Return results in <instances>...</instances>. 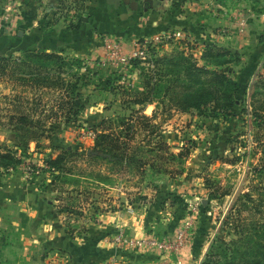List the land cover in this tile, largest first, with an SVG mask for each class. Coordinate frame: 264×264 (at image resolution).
Instances as JSON below:
<instances>
[{
  "label": "rangeland",
  "instance_id": "1",
  "mask_svg": "<svg viewBox=\"0 0 264 264\" xmlns=\"http://www.w3.org/2000/svg\"><path fill=\"white\" fill-rule=\"evenodd\" d=\"M183 1L0 0V146L14 148L20 126L16 118L22 115L42 134L28 142V156L21 163L0 166L3 244H36L39 264H48L49 251L81 255L75 241L107 243L123 230L166 248L113 246L118 252L149 256L120 258L119 264H201L213 239L235 238L232 224L242 202L238 196L264 185V71L241 65L237 48L223 45L215 35L223 28L220 19L227 21L225 35H245V16L264 15V0H195L201 10L178 24L172 14ZM163 13L171 16L166 20ZM196 24H211L214 36L207 33L213 40L204 41L206 33L200 36ZM175 29L182 31L181 38L156 40ZM110 36L120 38L126 51L134 42H144L147 59H132L119 68L102 65L103 40ZM75 42H80L81 53L62 48ZM204 45L214 46L218 55L203 58ZM44 53L60 59L54 62ZM186 64L233 80L232 105L220 81L209 73L188 76ZM146 94L150 102L134 103ZM192 99L203 103L194 108ZM120 118L136 122V142L151 136V142L133 143L139 147L136 156L147 162L143 170L128 162L112 168L107 160L88 158L95 134ZM64 150L74 155L63 171L46 164ZM211 182L230 193L211 195ZM114 210H119L122 227L110 230ZM18 213L16 230L11 218ZM180 231L183 242L175 250ZM59 256L50 259L73 264ZM104 263L109 264L108 258ZM0 264L11 263L6 259Z\"/></svg>",
  "mask_w": 264,
  "mask_h": 264
},
{
  "label": "trees",
  "instance_id": "2",
  "mask_svg": "<svg viewBox=\"0 0 264 264\" xmlns=\"http://www.w3.org/2000/svg\"><path fill=\"white\" fill-rule=\"evenodd\" d=\"M215 50L214 46L204 45V52L201 56L207 58L208 56H213L212 54L218 55L219 52L213 53ZM42 56L47 59L51 58L54 62L60 59L59 56L52 53H44ZM184 73L188 76H200L202 73L212 74V78L216 82L220 81L222 83L225 94H227L229 106L232 105V96L237 88L236 83L227 78L223 73L218 71L206 72L204 69L190 64H186ZM202 83L200 80L199 84L201 85ZM134 99L135 104L151 101V98L147 94L145 96L138 95ZM202 103L200 100L192 99L190 105L198 109ZM141 117L144 120L148 119L146 116ZM16 119L20 126L17 128L14 148L11 150L2 149L0 146V166L3 167L15 166L21 163L22 158L28 156V142L30 140H37L38 137L42 136L41 133L31 129L33 127V120L27 116L22 115ZM135 124V121L126 118H120L118 121H108V128L95 134L93 147L90 154H88V158L91 160H107L112 168L128 162L136 166L138 170H143L147 162L136 156L135 152L138 151L139 147H133V143L145 144L151 142V136L144 135L142 139L136 142L135 139L138 131ZM113 125L117 126L119 130H116ZM147 126L149 128L146 131L153 134L152 126ZM159 143L162 144L160 140ZM130 150H132V153H129ZM73 155L72 151L64 150L55 158L45 161L46 164L56 166L59 171H63L65 162ZM179 155L181 156L182 153H179ZM170 156L174 157L173 154H170ZM96 175L103 180L111 179L109 174L97 173ZM210 188V194L215 197H224L230 193L229 189L224 188L217 182H211ZM252 192L258 196V199L253 197ZM238 200H242V202L240 203V207L236 209V220L232 218L233 235L235 238L230 241L220 238L213 239L205 254L207 260L201 262V264H264V185L258 187L252 186L250 191L241 193L238 196ZM243 211L250 213L248 217L241 216ZM230 215L233 217V214Z\"/></svg>",
  "mask_w": 264,
  "mask_h": 264
},
{
  "label": "crops",
  "instance_id": "3",
  "mask_svg": "<svg viewBox=\"0 0 264 264\" xmlns=\"http://www.w3.org/2000/svg\"><path fill=\"white\" fill-rule=\"evenodd\" d=\"M183 5L181 7V10L174 12L172 15L176 18V21L178 24H183V18L186 17L190 20L191 16L196 15L198 11L201 10L200 7H203L202 5H199L198 2L195 0H185L183 1ZM188 3V4H187ZM188 5V6H187ZM188 7V8H187ZM198 14V13H197ZM164 19L167 20L168 17L171 15L169 13H163L161 15ZM208 19H205L207 22ZM160 21L153 20L152 24L158 25ZM244 23L246 24L247 28V33L245 35H239V36H227L224 33V28L227 25V21L225 19H220V25L223 26V28L219 29L221 34H216L217 41H222L223 45H230L232 47L237 48L239 53L242 55L240 56L242 58L241 65H254L255 69L259 68V72L264 71V15L263 14H254L252 13L250 16H245V21ZM145 25V24H141ZM211 24H202V25H197L195 28H199L197 31L199 32L200 36H203L202 33H206L203 38H205L204 41L210 42L213 40L212 38L209 37L208 33L211 34V29H210ZM177 28V26H176ZM208 32V33H207ZM24 34V32H22ZM214 36L213 34H211ZM131 40H134L133 38H130ZM221 39V40H220ZM132 41L126 44H130ZM77 43L80 42H75L72 43L69 46H63L62 48L71 50L72 52H79L83 49H79V47L76 46ZM93 44V42L91 43ZM234 45V46H233ZM129 46V45H127ZM91 52L93 50L90 49ZM103 50H101L102 52ZM240 65V66H241ZM113 217L111 219V223L108 224V229L112 230L118 227H122L121 225L118 224V216H119V210H114L113 212L110 213ZM20 218V213L14 215L11 219L14 220V224H16V227L14 229L17 230V225H19L18 219ZM116 221V222H115ZM1 229H5V224L3 226H0ZM48 230L50 231V237H55L54 236L55 232L49 227H47ZM126 230H129L127 228H124ZM32 240V238H30ZM85 240V239H84ZM86 241V240H85ZM27 243V242H26ZM32 243V242H31ZM29 243V244H31ZM74 245L78 247L79 252L84 254L73 256L72 253H62L59 252L57 254V251H49L46 254L45 260H50L51 257H55L56 255H60L59 257H64L67 258L70 263L73 264H105L104 263V258H108L109 264H119V259L120 258H148L149 256L145 255H140L139 253H134V252H118L117 248L115 249L111 241H107L105 243L103 240H96L95 242H74ZM86 245H88L86 247ZM32 247H25L21 246L20 244L15 243L14 245H9V244H3L2 241H0V262L4 263V261L7 259L11 264H39V258L37 256V248L38 246L31 245ZM35 247L34 251L32 248ZM143 252V251H142ZM62 254H64L62 256ZM105 255V257H104ZM107 255V257H106ZM135 255V256H134ZM56 258V257H55ZM127 264V262L123 263Z\"/></svg>",
  "mask_w": 264,
  "mask_h": 264
},
{
  "label": "built area",
  "instance_id": "4",
  "mask_svg": "<svg viewBox=\"0 0 264 264\" xmlns=\"http://www.w3.org/2000/svg\"><path fill=\"white\" fill-rule=\"evenodd\" d=\"M183 36L182 31L172 30L162 33L157 39H164V41L179 39ZM103 49L105 53V59L103 65H109L114 68L122 66H129L132 59L146 60L147 50L144 42H134L130 51H126L123 46V41L117 37H106L103 40ZM111 243L116 247H126L129 249L144 250L148 248H156L162 251L166 248V245L160 243L153 238L144 237H131L127 235L123 230L116 231L110 239ZM183 242V232L180 231L177 234V238L174 243V249L178 250ZM48 264H59V261L55 258L48 260Z\"/></svg>",
  "mask_w": 264,
  "mask_h": 264
}]
</instances>
